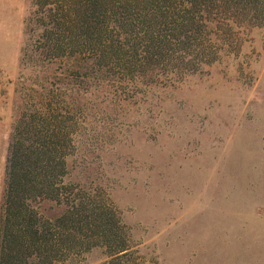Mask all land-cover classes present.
Masks as SVG:
<instances>
[{
  "label": "rangeland",
  "instance_id": "374dc122",
  "mask_svg": "<svg viewBox=\"0 0 264 264\" xmlns=\"http://www.w3.org/2000/svg\"><path fill=\"white\" fill-rule=\"evenodd\" d=\"M18 141L57 264H264V0H0V208Z\"/></svg>",
  "mask_w": 264,
  "mask_h": 264
},
{
  "label": "trees",
  "instance_id": "16d2710c",
  "mask_svg": "<svg viewBox=\"0 0 264 264\" xmlns=\"http://www.w3.org/2000/svg\"><path fill=\"white\" fill-rule=\"evenodd\" d=\"M51 161L48 146L25 145L22 141L10 146L0 208V264H57L72 250L70 242L53 240L47 234L31 206L46 199L61 202L52 190ZM79 208L82 203L74 204L70 216Z\"/></svg>",
  "mask_w": 264,
  "mask_h": 264
}]
</instances>
